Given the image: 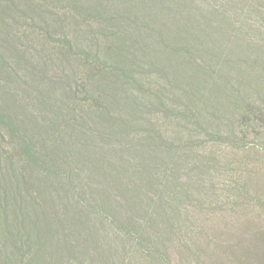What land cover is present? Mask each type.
<instances>
[{"label": "trees", "instance_id": "obj_1", "mask_svg": "<svg viewBox=\"0 0 264 264\" xmlns=\"http://www.w3.org/2000/svg\"><path fill=\"white\" fill-rule=\"evenodd\" d=\"M39 1L0 0V264H64L63 254L87 252L82 226L101 217L144 239L138 224H156V210L182 190L190 169L180 162L202 137L219 136L216 104L230 96L218 73L229 55L203 41L211 22L223 27L215 10L175 0L172 18L152 16L155 29L140 41L123 34V17L105 20L102 0H53L72 15ZM180 7L189 15L182 33L173 19ZM90 14L108 28L83 35L79 17ZM162 19H173V37ZM102 182L116 191L101 205Z\"/></svg>", "mask_w": 264, "mask_h": 264}, {"label": "rangeland", "instance_id": "obj_2", "mask_svg": "<svg viewBox=\"0 0 264 264\" xmlns=\"http://www.w3.org/2000/svg\"><path fill=\"white\" fill-rule=\"evenodd\" d=\"M102 1L104 7L98 10L105 13V20L123 17L128 23L123 34H132L140 41L146 39L144 31L155 29L152 16L163 12L172 18L168 12L176 2ZM242 1L234 0L227 6L226 0H177L176 4L189 3V8L193 4L204 14L215 10L222 16L219 33L217 21L211 22L206 27L207 38H203L211 51L216 48L230 56L225 60L227 66L218 70L231 84L230 96L216 104L219 136L209 130V136L201 138L196 155L180 162L182 168L190 169L179 181L182 190L171 192V200L166 199L168 209L156 210V224L149 228V223L138 224L144 239L135 230L124 231L102 217L97 223L88 221L80 232L92 241L87 252L83 254L79 247L74 256L63 254L64 264H264V0ZM39 2L53 13H75L65 1ZM163 3L165 9L160 7ZM231 6L235 8L232 13ZM176 10V32L181 29L182 33L189 15L183 7ZM223 14H229L231 22ZM145 17L147 22L142 21ZM173 19H162V29L169 38L174 36L170 29ZM79 22H83L79 27L83 35L108 26L105 22L97 24L92 14L79 17ZM189 182L193 188L190 192L185 187ZM95 187L96 194L103 191L99 194L101 205L112 200L107 191H116L114 185L102 182ZM84 195L83 202L93 211L91 206L97 204L94 196ZM116 202L125 215H130L129 209L125 213V206L118 199ZM90 218L93 220V214Z\"/></svg>", "mask_w": 264, "mask_h": 264}]
</instances>
